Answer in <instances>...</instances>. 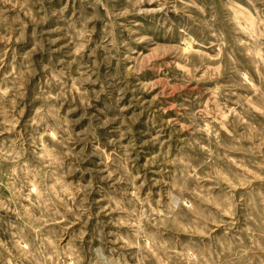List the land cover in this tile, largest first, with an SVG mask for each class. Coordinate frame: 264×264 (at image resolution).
Returning <instances> with one entry per match:
<instances>
[{
    "label": "rangeland",
    "instance_id": "1",
    "mask_svg": "<svg viewBox=\"0 0 264 264\" xmlns=\"http://www.w3.org/2000/svg\"><path fill=\"white\" fill-rule=\"evenodd\" d=\"M0 264H264V0H0Z\"/></svg>",
    "mask_w": 264,
    "mask_h": 264
}]
</instances>
